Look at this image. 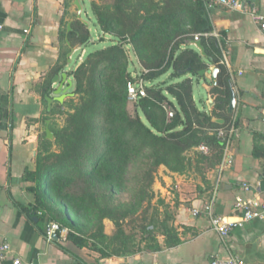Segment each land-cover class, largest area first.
I'll return each instance as SVG.
<instances>
[{"label": "crops", "instance_id": "obj_1", "mask_svg": "<svg viewBox=\"0 0 264 264\" xmlns=\"http://www.w3.org/2000/svg\"><path fill=\"white\" fill-rule=\"evenodd\" d=\"M239 1L264 15V0ZM72 3L0 0V242L9 243L11 257L24 264H209L213 256H236L245 264H264V217L243 224L222 239L211 229L210 214L205 210L211 202V214L239 221L242 210L234 207L236 200L248 202L264 196V36L249 14L238 11L206 9L213 31L222 36L228 62L230 100L227 110L221 112L226 121L215 119L226 124L222 131L234 128L235 135L225 144L221 161L206 171V184L199 183L198 189L178 198L173 223L181 244L154 253L101 258L61 238L67 254L45 239L50 222L38 223L35 217L29 221L14 205L34 204V195L27 191L34 184L22 178L26 170H35L39 139L46 121L51 122H43L46 112L40 93L63 51L61 31L68 23L73 26L79 21ZM203 61L206 68L214 66ZM68 65L67 60L60 73L67 74L73 87ZM47 96L51 97L49 92ZM209 99L215 105L211 93L209 98L206 94L199 110L208 113L214 107L208 108ZM57 103L50 107L47 103V111Z\"/></svg>", "mask_w": 264, "mask_h": 264}, {"label": "trees", "instance_id": "obj_2", "mask_svg": "<svg viewBox=\"0 0 264 264\" xmlns=\"http://www.w3.org/2000/svg\"><path fill=\"white\" fill-rule=\"evenodd\" d=\"M99 1L102 2L91 1L98 27L104 35L115 39L119 45L89 54L86 62L71 73L75 81L74 93L80 96L81 104L75 107V112L68 117L63 127H55L53 123L49 126L53 141L48 140L45 133L39 139L36 168L34 171L26 170L22 178L24 182L34 184L27 189L34 195V204L24 207L14 202L20 213L29 221L35 217L38 223L55 222L56 219L67 222L62 210L69 211L73 203L76 209L81 208L77 203L78 191L74 189L79 179L97 178L109 181L113 178L110 170L99 167L94 159V147L91 146L93 141H90L89 137L95 131V119L102 124H108L97 128V142L106 139L107 143L113 132H120L122 137L129 140L128 152L137 157L144 151V158L154 165H165L172 171L183 172L191 165L192 159L187 157L190 153L194 154L197 164H205L206 171L221 161L225 141L219 139L217 134L225 129L226 124H217L212 119H225L221 112L227 110L230 100L228 74L225 66L221 64L224 42L219 43L212 36L199 38L206 58L219 69L217 86L211 91L215 105L208 113L199 110L195 104L193 81L186 77H197L199 71L206 69L199 53L187 47L188 42L193 40V35L213 32L210 21L204 17L206 10L203 4L193 0ZM71 28L67 35L71 47H83L88 43V31L82 22H75ZM186 28L188 31L184 30ZM65 33L66 29L61 31L63 51L59 62L51 69L40 93L42 103L46 107L45 96L50 90L51 80L64 69L66 56L70 52V48L65 44ZM184 35L190 38L180 39ZM178 38L180 43L169 49L170 42ZM126 45L132 46V51L145 70L139 75L147 83L168 72L170 78L183 80L176 84L147 87L148 97L135 103L134 117L127 118L121 111V122L118 123V108L124 106L127 97L125 79L128 75V61L124 49ZM106 70L111 72V75L116 71L114 78L119 83L121 93L112 86L96 82V79L102 80ZM86 74L90 77L88 86L83 85ZM153 100L166 102L174 112L173 118L168 119L163 109ZM56 105L61 107L58 103ZM45 112L43 122L49 119L47 114L51 113L47 108ZM141 114L147 123L141 120ZM202 145L207 147L206 154L194 151ZM141 172L135 171V181H138ZM142 175L150 178L151 172ZM203 182L206 184L205 177ZM158 215L157 210L149 218L144 216L145 223L140 230L146 235L148 243L145 250H142L139 244L132 243L134 236L126 232L121 219L113 216L108 202L104 201L101 206L97 202L98 221L103 218L115 220L117 231L111 238L101 232L95 252L99 253L101 258L127 257L139 252H159L163 248H174L181 244L177 230L168 225L171 217L161 222ZM157 230L165 239L163 246L154 235ZM56 235L59 241L52 242L61 252L69 254L63 246L60 232ZM65 241L77 249L89 246L87 238L72 232L68 233Z\"/></svg>", "mask_w": 264, "mask_h": 264}, {"label": "rangeland", "instance_id": "obj_3", "mask_svg": "<svg viewBox=\"0 0 264 264\" xmlns=\"http://www.w3.org/2000/svg\"><path fill=\"white\" fill-rule=\"evenodd\" d=\"M94 1L98 3L102 2L99 0ZM81 4L83 7L81 20L87 23L85 28L88 31L89 40L83 47L79 46L75 49V52L72 54L71 63L67 66V70L71 71L69 73L70 75L76 68L86 62V58L89 54L98 50L107 49L112 45H119L115 39L101 32L92 12L91 2L89 0H82ZM184 30L188 31L187 28ZM83 31L85 32V30ZM188 37V35H184L180 39L183 40ZM180 39H173L170 42L169 49L179 44L181 41ZM188 48L199 53L193 46H188ZM124 49L128 61L126 71L128 75L125 80L128 82L145 70H143L132 51V46L126 45ZM113 72L114 74L111 75V72L107 70L104 71L102 80L98 81V79H96V82L105 86H112L116 91L119 90L118 92L121 93L119 83L116 82L114 78L116 71ZM189 76L193 78L194 102L197 107H201L206 92L202 87V82L198 81V79L192 75ZM89 78V75L86 74L83 80L84 86H88L87 81ZM182 80L183 78H170V72H168L148 83L147 86L153 87L163 86L164 84H176ZM74 89L75 81L73 78V87L69 92L74 94V96L69 97L61 107L56 104L53 106L50 111L51 113L47 114V117L51 120L50 125L53 123L55 127H63L68 117L75 112V107L81 104L79 100L80 96L74 93ZM124 102V106L118 108V114L122 111L126 114L127 118H133L135 103H131L127 97ZM153 102L165 112L163 105L166 104V102L159 103L155 100H153ZM43 107L47 108L44 104ZM117 117L116 120L120 123L122 116L119 114ZM141 120L147 123L142 114ZM103 124L105 126L108 125L107 123ZM103 124L101 121L97 122L95 119L93 125L95 131L92 132L89 139L93 141L91 146L94 147V159L97 160V164L99 167L108 168L113 178L109 181L105 179L97 180V178L89 180L79 179V182L74 185V189L78 191L77 195L79 196H77V203L81 208L76 209L73 203L69 211H65V209H63L64 211L62 210V215L67 218V222L56 219L55 222L50 221V223H56L61 226V230L64 233L62 236L63 240H66L70 232L87 238L89 246L85 248V250L100 256L99 253L95 252L99 243L100 233L102 232L104 236L111 238L117 231L115 220L103 218L98 221L97 219V202L99 206H101L104 201H107L113 216L121 219L124 223L123 226L126 232L134 236L132 243L139 244L141 249L145 250V245L148 241L146 235L140 230V227L145 223L144 216H148L149 218L158 210L159 221H166L171 217L168 225L174 227V214L179 196L181 194H188L190 189H198L200 187L199 183L205 184L203 179L206 173V166L204 163L197 164L193 153L187 156L190 157L192 161L191 165L187 166L183 172L172 171L165 165H154L151 161H147L144 158V151L137 157L131 152H128V138L122 137L120 132L117 131L113 132L107 143L105 142L106 139L97 142V128ZM199 148H196L194 151L204 154L208 152V150L203 152ZM139 170L142 171V174L151 172L150 178L144 177L141 174L137 178L138 181H135L133 176H135V171ZM154 235L158 243L163 246L165 239L159 234L158 230L155 231Z\"/></svg>", "mask_w": 264, "mask_h": 264}, {"label": "built area", "instance_id": "obj_4", "mask_svg": "<svg viewBox=\"0 0 264 264\" xmlns=\"http://www.w3.org/2000/svg\"><path fill=\"white\" fill-rule=\"evenodd\" d=\"M200 1L205 10L210 8H225L230 11H238L241 13L249 14L256 24L259 31L264 36V15L259 13L256 8L250 7L245 3H242L239 0H193ZM212 36L217 39L219 43L222 41V36L219 33L212 32L210 34H201V35H193V41H199L200 37H208ZM221 64L225 67L228 66L227 62V53L224 48H222V59ZM148 83L140 76L133 77L132 80L128 81L126 84V95L128 100L131 103H137L141 99H145L148 97L147 95V86ZM163 108L166 112V116L168 119H172L174 116V112L172 108L164 104ZM218 138L225 141L227 145L235 135L234 128H232L229 132L219 131ZM201 151L206 152L207 148L202 146L199 148ZM243 188L245 190H249L248 185L244 184ZM234 207L236 209L242 210V218L239 221H231L226 217L221 215H213L211 214V202L205 207V210L210 214V226L213 231H215L222 239H225L229 236V234L241 227L243 224L248 223L253 220L262 219L264 217V196L263 197H255L248 202H241L240 200H236ZM197 211H193V215H197ZM57 232H60V238L63 236V231L61 227L56 223H50L47 225L45 230V239L48 242H52L53 236L56 235ZM10 262L11 264H24L19 258L11 257V247L7 241L0 242V264H5L6 262ZM209 264H245L240 258L236 256H229L227 258H219L217 256H213L210 259Z\"/></svg>", "mask_w": 264, "mask_h": 264}, {"label": "water", "instance_id": "obj_5", "mask_svg": "<svg viewBox=\"0 0 264 264\" xmlns=\"http://www.w3.org/2000/svg\"><path fill=\"white\" fill-rule=\"evenodd\" d=\"M72 5L76 9L77 19L79 21H81L84 25H87L86 22L81 20L82 7H81L80 0H73ZM204 17H205V19H207V15H205ZM66 30H67V35H68V33L72 30L70 23L67 24ZM65 42L68 45V47L70 48V52L67 55L68 64H70L71 63L70 58H71L72 54L75 52V49L73 47H71L70 42L68 41L67 37L65 39ZM189 46H193L195 49H197V51L199 52V55L203 59L208 60L206 58L204 48L202 47L200 41H193L192 40L189 42ZM218 73H219V69L216 66L208 67V68L203 69L197 73L196 78L198 79V81L204 83V85L202 87L205 90L206 94L208 95V98H209L211 91L217 86ZM71 88H72V81L70 79H67L66 73H59V74L55 75L53 80H52V88L49 91V95H51V97L50 96L45 97V100L47 101L48 106L50 107L51 103L54 101L62 104L66 98L73 97L74 94L68 93V91ZM233 103H234V98L232 95L231 96V102H230V108H232ZM213 105H214L213 101L211 99H209V102L207 103L208 108L211 109V107ZM48 109H50V108H48ZM212 121L217 123V124H223V121L219 120V119L214 118V119H212ZM49 124H50V121H46L47 126L45 129V134H46V138L48 140H52L53 139V133L49 129ZM34 221H36V219H34ZM53 239H54V241H58L57 235H54Z\"/></svg>", "mask_w": 264, "mask_h": 264}]
</instances>
